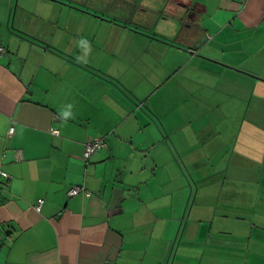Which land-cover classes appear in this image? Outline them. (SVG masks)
Listing matches in <instances>:
<instances>
[{
  "label": "crops",
  "instance_id": "obj_1",
  "mask_svg": "<svg viewBox=\"0 0 264 264\" xmlns=\"http://www.w3.org/2000/svg\"><path fill=\"white\" fill-rule=\"evenodd\" d=\"M11 1L0 264H264V0Z\"/></svg>",
  "mask_w": 264,
  "mask_h": 264
},
{
  "label": "built area",
  "instance_id": "obj_2",
  "mask_svg": "<svg viewBox=\"0 0 264 264\" xmlns=\"http://www.w3.org/2000/svg\"><path fill=\"white\" fill-rule=\"evenodd\" d=\"M3 48H0V51H2ZM14 133V128L10 129V134ZM53 133L58 134V131L53 130ZM106 147V142L104 140H93L88 142L85 145V149H84V159L88 160L91 158V156L100 148ZM19 158H20V154H19ZM0 178H4V179H8L9 176L7 173L0 171ZM79 194H83L86 197H89L91 194L84 188V187H72L68 190L67 195L69 197H73ZM44 200H39L37 203V210L41 209V206L43 204Z\"/></svg>",
  "mask_w": 264,
  "mask_h": 264
},
{
  "label": "clouds",
  "instance_id": "obj_3",
  "mask_svg": "<svg viewBox=\"0 0 264 264\" xmlns=\"http://www.w3.org/2000/svg\"><path fill=\"white\" fill-rule=\"evenodd\" d=\"M87 43H88V42H87L85 39H83V38H81V39L78 41V44H79L80 46L87 45ZM71 108H72V105H68V106H67V109H68V110H62V111L60 112L61 117L64 118V119L70 118L71 115H72V113H71Z\"/></svg>",
  "mask_w": 264,
  "mask_h": 264
},
{
  "label": "water",
  "instance_id": "obj_4",
  "mask_svg": "<svg viewBox=\"0 0 264 264\" xmlns=\"http://www.w3.org/2000/svg\"><path fill=\"white\" fill-rule=\"evenodd\" d=\"M13 6H14V0L11 1L10 9H12Z\"/></svg>",
  "mask_w": 264,
  "mask_h": 264
},
{
  "label": "rangeland",
  "instance_id": "obj_5",
  "mask_svg": "<svg viewBox=\"0 0 264 264\" xmlns=\"http://www.w3.org/2000/svg\"><path fill=\"white\" fill-rule=\"evenodd\" d=\"M186 121V120H185Z\"/></svg>",
  "mask_w": 264,
  "mask_h": 264
}]
</instances>
